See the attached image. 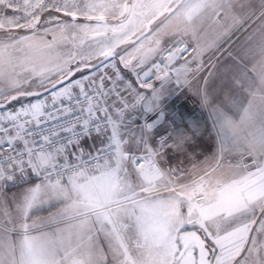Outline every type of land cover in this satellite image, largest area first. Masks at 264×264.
Instances as JSON below:
<instances>
[{"label": "snow or ice", "instance_id": "obj_1", "mask_svg": "<svg viewBox=\"0 0 264 264\" xmlns=\"http://www.w3.org/2000/svg\"><path fill=\"white\" fill-rule=\"evenodd\" d=\"M0 264H264V0H0Z\"/></svg>", "mask_w": 264, "mask_h": 264}, {"label": "crops", "instance_id": "obj_2", "mask_svg": "<svg viewBox=\"0 0 264 264\" xmlns=\"http://www.w3.org/2000/svg\"><path fill=\"white\" fill-rule=\"evenodd\" d=\"M39 215H41V216H47L48 213L47 212H43V213H40Z\"/></svg>", "mask_w": 264, "mask_h": 264}]
</instances>
